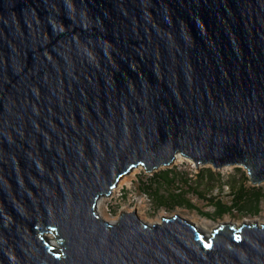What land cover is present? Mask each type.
Here are the masks:
<instances>
[{
    "label": "water",
    "instance_id": "95a60500",
    "mask_svg": "<svg viewBox=\"0 0 264 264\" xmlns=\"http://www.w3.org/2000/svg\"><path fill=\"white\" fill-rule=\"evenodd\" d=\"M177 154L264 184V0H0V264H264V225L100 216Z\"/></svg>",
    "mask_w": 264,
    "mask_h": 264
},
{
    "label": "rangeland",
    "instance_id": "374dc122",
    "mask_svg": "<svg viewBox=\"0 0 264 264\" xmlns=\"http://www.w3.org/2000/svg\"><path fill=\"white\" fill-rule=\"evenodd\" d=\"M205 168H211L216 175V179H208L211 189L207 192V195H211L212 197L219 199L221 198L227 203L231 201L228 183L232 180H239L241 176L237 169H241L248 176L244 167L229 166L219 170L208 165H200L197 167L192 160L186 158L180 161H175L170 166H161L152 173L147 172L143 167H137L129 174L122 177L111 196L107 197L103 202H101V204L98 205V213L102 214L103 218L107 221H114L115 223V221H119L120 216L124 212L137 211L139 217L150 224L161 222L162 218L165 216L171 217L174 215H180L184 219L195 224L198 230L206 237H209L212 231L224 225H235L236 228L243 224H258L259 226L264 225V199L259 205L258 212H242L237 209L233 211L231 215L228 214L223 218H218L201 215L199 212L200 210L213 214L214 207L207 204L206 201L199 200L192 193L188 194V198L191 199L197 206V209L194 210L186 209L181 206L171 209L158 207L156 198L148 196L143 191V189L146 188L149 179L153 177V175L170 169L186 174L190 179V185L196 186L199 181L197 174ZM207 182L200 186L201 190L206 189L205 184ZM259 186H263L264 188V184ZM161 192L165 194L166 189L163 188Z\"/></svg>",
    "mask_w": 264,
    "mask_h": 264
},
{
    "label": "trees",
    "instance_id": "16d2710c",
    "mask_svg": "<svg viewBox=\"0 0 264 264\" xmlns=\"http://www.w3.org/2000/svg\"><path fill=\"white\" fill-rule=\"evenodd\" d=\"M239 180H232L229 182V194H231V201L224 202L221 198L212 197L207 195L211 186L209 180L216 179V175L211 168L202 169L197 174L199 179L196 186L190 185V179L186 174L175 170H166L161 173H156L149 179L146 188L143 189L144 193L148 196L155 197L158 207H165L167 209L175 208L177 206L186 209L194 210L197 206L188 198V194L192 193L199 200L206 201L207 204L214 207V213L199 211L203 216H213L223 218L226 215H231L233 211H259V205L264 199L263 186H256L250 183L249 177L241 169ZM186 175V176H185ZM185 176V178H184ZM181 181V182H180ZM208 181V182H207ZM207 182L205 190H201L200 186ZM181 184V185H180ZM165 188L166 192L163 194L161 191Z\"/></svg>",
    "mask_w": 264,
    "mask_h": 264
},
{
    "label": "bare ground",
    "instance_id": "6f19581e",
    "mask_svg": "<svg viewBox=\"0 0 264 264\" xmlns=\"http://www.w3.org/2000/svg\"><path fill=\"white\" fill-rule=\"evenodd\" d=\"M184 158H185V157H183V156L177 154L175 161H180V160H182V159H184ZM226 167H229V166H226ZM134 169H135V168H134ZM120 180H121V179H120ZM120 180H119V181H120ZM114 190H115V189H114ZM114 190H113V191H114ZM106 198H107V197H105V196L102 197V198H100V199H99V202H98V205L101 204V202H103ZM98 207H99V206H97V208H98ZM97 212H98V210H97ZM100 216L103 218L102 214H100ZM103 219H104V218H103ZM105 220H106V219H105ZM111 223L113 224L114 221H111ZM116 223H118V221H115V224H116ZM151 224H152V223H151ZM219 228H220V227H219ZM217 229H218V228H217ZM212 232H213V231H212ZM212 232H211V233H212ZM50 235H51V234H48L47 236H48L51 240H54L53 235H51V236H50ZM209 236H210V235H209Z\"/></svg>",
    "mask_w": 264,
    "mask_h": 264
}]
</instances>
